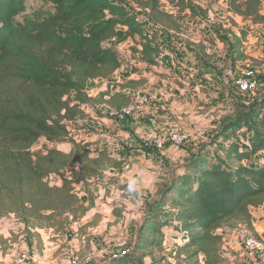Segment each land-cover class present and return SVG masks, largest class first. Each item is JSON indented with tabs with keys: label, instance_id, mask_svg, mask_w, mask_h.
Instances as JSON below:
<instances>
[{
	"label": "trees",
	"instance_id": "obj_1",
	"mask_svg": "<svg viewBox=\"0 0 264 264\" xmlns=\"http://www.w3.org/2000/svg\"><path fill=\"white\" fill-rule=\"evenodd\" d=\"M174 1L176 15L163 11L160 0H143L139 6L156 26L177 33L185 18L208 14L194 5L195 0ZM221 1L228 3L234 16L264 24V0H212V4ZM49 2L55 6L53 15L18 22L26 0H0V220L14 215L29 235L41 230L61 233L70 220L85 217L95 204L90 181L115 168L106 150H92L68 130L85 116L83 106L102 103L100 98L107 95L98 100L89 97V83L109 80L122 67L118 47L111 43L132 40L139 60L150 66L163 55L158 32L142 27L117 0ZM225 33L234 36L239 61L245 56L241 48L246 34ZM262 97L255 113L223 120L216 136L223 133L224 157L218 153L211 160L201 149L158 189L150 216L131 248L134 255L125 250L106 264H140L153 252H164L168 232L175 228L186 238L177 248L176 264H225L219 230L243 226L257 237L252 210L264 206ZM234 130L241 133L240 139L228 141ZM42 139L50 147L35 152ZM65 144L72 145L68 153L59 148ZM54 176L60 185L50 184ZM77 186H84L88 206L76 193Z\"/></svg>",
	"mask_w": 264,
	"mask_h": 264
},
{
	"label": "rangeland",
	"instance_id": "obj_2",
	"mask_svg": "<svg viewBox=\"0 0 264 264\" xmlns=\"http://www.w3.org/2000/svg\"><path fill=\"white\" fill-rule=\"evenodd\" d=\"M117 1L124 5L132 16L137 17L139 23L145 29L150 26L149 24L152 23L150 15L139 6V2L143 0ZM160 1L163 11L173 15L178 13L174 0ZM194 2L206 3L209 0H195ZM211 11V14L208 13L206 16L199 17L201 28L206 29L208 27L210 33L220 38L221 34L227 31L218 22L224 18L223 11L219 10L215 12L213 9ZM54 13L55 6L49 0H26V11L17 18V21L23 22L24 19L42 21ZM204 21L212 23H205ZM190 23L192 21L182 22V27L186 25L185 27L190 28L188 26ZM185 31L188 33V30ZM200 33L205 35V32ZM186 43L187 45L192 44L189 40ZM111 44L119 46L120 56H123L122 52L124 51L131 52L133 55L136 50V45L130 39L127 42H113ZM225 47L227 52L229 49L227 46ZM255 48L253 50L254 53H251L253 54L251 58L245 55L240 59L241 62L236 68L235 65H228L227 72L229 73L234 69L235 73H240L247 68H251L258 74L261 82L260 87L256 91L247 94L238 93L232 84L227 90L226 88H222V92L228 94V98L221 99L220 108L219 111L217 110V113L215 112L216 114L224 112L223 114H226V117L229 118V116L234 117L237 113H255L258 105L262 103L259 99L264 95V84L262 82V80L264 81V42L261 44V47L255 45ZM197 49L202 50L198 45ZM241 53L244 55L243 45ZM133 72H137V69L134 68ZM220 77L221 75L216 80L220 81ZM139 83L140 81H125L116 84L118 87L117 92H114L116 101H114L113 97H111V100H104V98H100L101 95L99 94L93 99L98 100L100 98L103 102L96 104H106L107 106L95 107L89 105L85 110L86 113L82 121L74 126L70 125L68 128L76 141L87 144L94 151L106 150L109 157L116 163L114 169L104 171L101 176L90 181V189L94 193V207L80 220H70L65 231L61 233L41 230L29 235L23 232V226L14 215L0 220V231L7 229L6 233L8 235L5 237L0 235V264H12L14 256L20 251L38 252L44 264H71L70 259L77 262V264H106L114 256L125 254V250H127L128 254H132L131 248L150 216L149 210L155 205L156 193L163 186L160 184L164 183V180L170 179L168 177L171 176L170 174L176 169V166L182 161L196 156L201 149H205L206 151L203 156L211 160H214L218 153L221 154L223 152L226 147L223 142V133H221V136L213 135L206 139L192 141L190 140L189 132L179 124L173 125L171 128L167 126L160 129L158 125H152L145 121L141 123L140 120H136L139 122L134 126L137 130L129 131L131 129L129 126L131 125L130 120L132 118L130 117L125 121H120L122 127L128 128L127 133L124 132L122 136L115 134L116 129L111 132L107 130L106 125L110 124V121L106 123V120H109L108 115L114 112L109 111L111 110L109 106L110 101L116 103L123 100L122 102L129 101L130 103L139 91L152 92L150 86H139ZM116 86L114 88H117ZM221 96L225 97L223 94ZM178 121L172 120L175 123ZM249 124L250 121L246 122V127ZM171 132H179L185 135L187 140L184 146L178 149L179 151L173 160L170 159L167 162L165 160L163 162L161 160L157 161L162 167L166 166L168 168L165 177L159 178L161 174H156V170L153 172L154 176H144L142 178L138 176V173L143 175V164L150 161L154 163L157 159L154 158L155 154H158L159 151H165V148L158 149L156 152L148 151L147 144L156 137ZM235 133L236 131L234 130L229 134L228 141L240 139L241 133ZM45 147L50 146L42 139L33 150L35 152H42L45 150ZM59 148L62 151L69 152L72 149V145H60ZM221 155V157H224L223 154ZM126 165L131 167L128 172H124L123 170ZM157 177L158 181L154 183ZM170 181L171 179L167 183H170ZM50 184L60 185V178L52 177ZM129 185H132L133 191H129ZM148 185L149 188H147ZM76 193L82 202L88 206V196L85 193L84 186H77ZM252 212L264 214V207L259 208L257 211L252 210ZM253 220L254 216L252 218V225ZM76 222L78 223L77 227L74 226ZM253 228L257 237L264 241V229L257 231L254 225ZM168 233L164 242V252H153L152 255L144 257L142 262L140 261V264L178 263L177 248L184 244V239L186 238L178 228ZM218 234L222 237L220 254L225 259V264H264V254L250 253L245 249V239L253 236L246 227L242 226L235 230L223 229L219 230ZM135 257L138 256L135 255ZM201 262H204L203 258Z\"/></svg>",
	"mask_w": 264,
	"mask_h": 264
},
{
	"label": "crops",
	"instance_id": "obj_3",
	"mask_svg": "<svg viewBox=\"0 0 264 264\" xmlns=\"http://www.w3.org/2000/svg\"><path fill=\"white\" fill-rule=\"evenodd\" d=\"M194 5L208 10L210 14L212 13L211 9L215 12L219 10L223 11L224 18L217 21L223 25L224 29L233 31L237 36H241V31H244L246 36L242 40V45L244 55L248 58L252 57L253 54L251 53L256 49L255 45L261 47V44L264 42V24L254 25L249 21H244L238 16H234L228 12L229 5L227 2L221 1L218 4H212V0H209V2L206 3L194 2ZM261 14L264 16V2L261 8ZM186 21H192V23L188 25L190 28L185 27V25L179 33L156 26L153 22L146 28L148 31H157L159 34V44L163 50V55L159 58L156 66H150L141 62L139 60V53H134L132 55L131 52L124 51L122 52L123 56H120L122 67L111 79L95 80L89 83L87 88L88 96L95 98L99 94L102 95L107 93V95L103 97L104 100L107 101L111 100V97L114 98V92L118 90L116 84L125 81H140L139 86H150L152 92L158 94L159 99L157 101L153 102L150 107H147L142 112L136 113L134 117L131 118V125L129 126L131 129H129V131L137 130L134 126L139 122L136 120H140L141 123L145 121L152 125H158L160 129L167 126L171 128V126L179 124L189 132L190 140L196 141L217 135L221 129L223 120L228 118L226 114H223L224 112H219V114L216 113L217 110L219 111L221 99L228 98V94L223 93L222 88H226L227 90V88L231 86L232 76L235 77L241 73H235L234 69L229 73L227 72L228 65H235L236 68L241 62V60H235L234 36L223 33L220 38H218L217 35L209 32L208 27L206 29L201 28L199 17H187L183 22ZM204 22L212 23L210 21ZM185 30H188V33ZM184 32H186V34H184ZM200 32H205V35ZM187 40L192 44L187 45ZM197 45L202 50H198ZM225 46L229 49L227 52ZM117 47L119 51V46ZM134 68L137 69V72H133ZM220 75V81H217L216 79ZM262 82L264 84L263 80ZM115 86L117 88H114ZM222 94L225 95V97L221 96ZM262 100L263 97L259 99L260 102H262ZM114 101H116V98H114ZM114 101H110L109 106L111 110L109 111L114 112L108 115L109 120H106V123L110 121V124L106 125V129L110 130V132L116 129L115 134L122 136L124 132L127 133L128 128L125 129L122 127L121 122L117 119L115 114L116 111L126 106L129 101L122 102L123 100H121L116 103ZM90 105L95 107L107 106L106 104L97 105L94 103ZM88 106L89 105L83 106L82 109L84 113H86L85 110ZM230 117L231 116H229V118ZM91 118H93V116H91ZM172 120L179 121L175 123L172 122ZM76 124H79V122H76ZM150 143L147 144V150L153 152L158 151V149L150 146ZM178 151L179 150L175 147L167 145L164 152L159 151L158 154H155L154 158L157 159L154 163L150 161L143 164V175L139 173L137 175L141 178L144 176H154L153 172L156 170V174H161L159 178L165 177L168 168L166 166L162 167L157 161L161 160L163 162L165 160L167 162L170 159L173 160ZM183 162L184 161L176 166L172 174L178 170L177 168L180 167ZM172 174H170L171 176L168 178L171 179ZM169 180H164V183L160 185L166 184ZM157 181L158 177L155 179L154 183ZM147 188H149V185ZM258 209L253 210L257 211ZM257 213L252 212L254 216L253 225L256 227L257 231H259L264 229V214ZM6 230L7 229H3V231H0V235L3 237L8 236Z\"/></svg>",
	"mask_w": 264,
	"mask_h": 264
},
{
	"label": "built area",
	"instance_id": "obj_4",
	"mask_svg": "<svg viewBox=\"0 0 264 264\" xmlns=\"http://www.w3.org/2000/svg\"><path fill=\"white\" fill-rule=\"evenodd\" d=\"M231 84L234 89L240 94H247L256 91L261 82L259 80L258 74L255 70L247 68L238 76L233 77ZM158 94L147 91H139L133 100L126 106L122 107L120 110L116 111V117L119 121H125L127 118L135 115L138 112L143 111L149 107L153 102L157 101ZM187 137L179 132H171L167 134H162L156 137L151 143L150 146L156 149H163L167 145L173 146L176 149H181ZM131 169L129 165L124 167V172H128ZM74 226L77 227L78 223H74ZM245 249L250 253L255 254H264V241L260 238L249 236L244 241ZM71 264H77V262L70 259ZM12 264H44L39 256V253L36 251H20L14 256Z\"/></svg>",
	"mask_w": 264,
	"mask_h": 264
},
{
	"label": "clouds",
	"instance_id": "obj_5",
	"mask_svg": "<svg viewBox=\"0 0 264 264\" xmlns=\"http://www.w3.org/2000/svg\"><path fill=\"white\" fill-rule=\"evenodd\" d=\"M128 187H129V191H133L134 190L132 185H129Z\"/></svg>",
	"mask_w": 264,
	"mask_h": 264
}]
</instances>
